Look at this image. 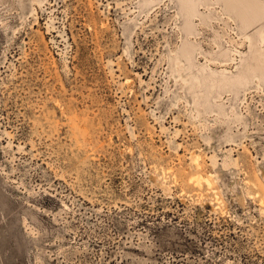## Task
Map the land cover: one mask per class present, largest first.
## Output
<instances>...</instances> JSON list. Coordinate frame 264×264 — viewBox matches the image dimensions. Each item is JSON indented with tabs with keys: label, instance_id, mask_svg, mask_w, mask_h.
I'll use <instances>...</instances> for the list:
<instances>
[{
	"label": "rangeland",
	"instance_id": "rangeland-1",
	"mask_svg": "<svg viewBox=\"0 0 264 264\" xmlns=\"http://www.w3.org/2000/svg\"><path fill=\"white\" fill-rule=\"evenodd\" d=\"M229 1L0 0V264H264V6Z\"/></svg>",
	"mask_w": 264,
	"mask_h": 264
},
{
	"label": "bare ground",
	"instance_id": "bare-ground-1",
	"mask_svg": "<svg viewBox=\"0 0 264 264\" xmlns=\"http://www.w3.org/2000/svg\"><path fill=\"white\" fill-rule=\"evenodd\" d=\"M260 3H261V5H263L264 6V0H258ZM179 2H180V5L182 6V8H183V10L185 11V20H186V31L188 32V33H190L191 32V30H192V18L196 15L197 16V14H198V12H200L199 11V6L200 5H212L214 2L216 3V2H219L220 4H221V6H222V8L226 11V12H229L231 9H233L234 8V6L232 5V3L229 1V0H179ZM218 4V3H217ZM214 6H212V8H213ZM181 10V9H180ZM184 15V14H183ZM235 17H238L239 18V15L237 14V13H235ZM257 33V32H256ZM258 34V33H257ZM188 35V34H187ZM259 39V38H258ZM191 52H192V49L191 48H189V47H185L184 49H183V54L184 55H191ZM195 53V52H194ZM228 53V52H227ZM226 55V54H225ZM191 58H193V57H191ZM203 66V65H202ZM251 67V66H250ZM253 67V66H252ZM248 68V67H247ZM254 68V67H253ZM262 68V67H261ZM198 69V68H197ZM257 69V68H256ZM209 70V69H208ZM246 70V69H245ZM244 70V71H245ZM259 70V69H258ZM212 71V70H211ZM221 71H223V70H221ZM220 71V72H221ZM225 71V70H224ZM198 72V71H197ZM202 72V71H201ZM209 72V71H208ZM261 72V71H260ZM226 73V72H225ZM243 74V73H242ZM241 74V75H242ZM263 74V73H262ZM214 75H216V74H214ZM226 75V74H225ZM224 75V76H225ZM240 75V76H241ZM201 76V75H200ZM252 76V75H251ZM215 77V76H214ZM227 77H229V76H227ZM232 77H234V75L232 76ZM244 77V76H243ZM245 77H246V75H245ZM207 78V77H206ZM212 78V77H211ZM216 78V77H215ZM242 78V77H241ZM195 79V78H194ZM208 79V78H207ZM219 79V78H218ZM224 82H228L229 80L228 79H223V78H221ZM237 79V80H236ZM233 82H240V79H238V78H236ZM250 79V78H249ZM197 80V79H196ZM221 80V81H222ZM208 82H211V81H209V80H207ZM213 81V80H212ZM249 81H252V80H249ZM213 82H216V79H215V81H213ZM219 82V81H218ZM232 82V81H231ZM217 83V82H216ZM220 83V82H219ZM212 84V83H211ZM210 84V86H212ZM223 84V83H222ZM228 84V83H227ZM241 84V83H240ZM248 84V83H247ZM215 85V84H214ZM218 85V84H217ZM221 85V84H220ZM224 85V84H223ZM235 85H237V83L235 84ZM244 85H246V83L244 84ZM229 86H230V84H229ZM243 86V85H242ZM213 87V86H212ZM217 87V86H216ZM210 90V89H209ZM235 90V89H234ZM237 90V89H236ZM216 91V90H215ZM217 91H219V89L217 90ZM210 92V91H209ZM212 92V91H211ZM210 92V93H211ZM236 92V91H235ZM237 92H238V90H237ZM216 93H218V92H216ZM220 94V93H219ZM216 97V96H215Z\"/></svg>",
	"mask_w": 264,
	"mask_h": 264
}]
</instances>
